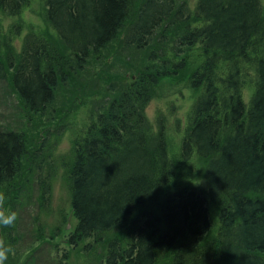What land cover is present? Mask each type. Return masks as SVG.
I'll use <instances>...</instances> for the list:
<instances>
[{"label": "trees", "instance_id": "obj_1", "mask_svg": "<svg viewBox=\"0 0 264 264\" xmlns=\"http://www.w3.org/2000/svg\"><path fill=\"white\" fill-rule=\"evenodd\" d=\"M29 2L0 0V10L16 15ZM133 3L45 0L64 51L33 35L16 57L3 60L0 42V80L9 81L28 117L44 115L58 87L120 32L126 47L143 49L162 25L186 23L175 41L179 48L198 46L191 85L201 93L181 156L206 160V186L160 195L171 177L167 140L161 124L152 131L145 107L169 72L147 67L75 137L67 177L76 223L67 243L72 249L88 239L106 243L104 264H264V0H196L192 12L176 0H144L126 27ZM30 153L24 130L0 128V190L30 168L48 200L49 163L42 148ZM209 202L217 210L213 233ZM119 227L125 236L106 241ZM68 258L64 250L55 264Z\"/></svg>", "mask_w": 264, "mask_h": 264}, {"label": "rangeland", "instance_id": "obj_2", "mask_svg": "<svg viewBox=\"0 0 264 264\" xmlns=\"http://www.w3.org/2000/svg\"><path fill=\"white\" fill-rule=\"evenodd\" d=\"M144 0H134L132 15L126 27L136 17ZM187 11L194 10L196 0H176ZM193 20L189 24H193ZM186 23L162 25L149 45L143 49L126 47L124 31L99 53H92L85 68L71 74L68 82L57 89L55 101L44 115L28 117L11 90L8 80H0V128L24 130L30 145V155L42 148L51 170V193L41 199L35 172L25 169L12 184L5 185L6 207L17 213L14 225L0 227V238L10 244L14 254L5 264H55L57 256L69 251L67 264H104L106 243L84 240L75 249L67 243L70 228L75 226L70 204L68 166L74 157V140L91 120L92 114L103 111L108 102L126 88L130 81L147 67L168 69L145 107L152 131L161 124L167 140L170 182L162 187L160 195L179 188L206 186V160L194 153L189 160L181 156V142L191 121L192 106L201 93L191 85L192 74L200 62L198 46L179 48V37ZM41 36L64 51L61 41L47 21L45 0H30L19 14L0 10L1 55L16 57L26 37ZM176 64V67L173 66ZM184 63L182 68L177 64ZM176 70L175 72H173ZM10 76V72H9ZM253 78V72L248 74ZM249 90L253 79H248ZM247 92V90H245ZM161 199V197H160ZM156 203L157 208H159ZM213 217V232L218 228L217 210L209 202ZM6 229L5 233L4 230ZM124 227L106 235L125 236ZM89 244L88 246H86ZM166 264V263H162Z\"/></svg>", "mask_w": 264, "mask_h": 264}, {"label": "clouds", "instance_id": "obj_3", "mask_svg": "<svg viewBox=\"0 0 264 264\" xmlns=\"http://www.w3.org/2000/svg\"><path fill=\"white\" fill-rule=\"evenodd\" d=\"M6 194L0 190V227H10L15 224L17 213L6 207ZM14 254L13 247L0 238V264H5V261L10 255Z\"/></svg>", "mask_w": 264, "mask_h": 264}]
</instances>
